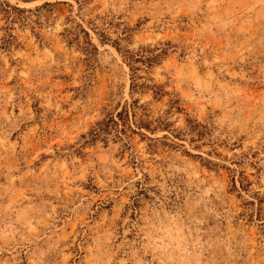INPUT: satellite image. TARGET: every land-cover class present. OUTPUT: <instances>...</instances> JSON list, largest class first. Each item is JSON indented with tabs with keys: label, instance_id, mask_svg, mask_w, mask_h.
Segmentation results:
<instances>
[{
	"label": "rangeland",
	"instance_id": "374dc122",
	"mask_svg": "<svg viewBox=\"0 0 264 264\" xmlns=\"http://www.w3.org/2000/svg\"><path fill=\"white\" fill-rule=\"evenodd\" d=\"M0 264H264V0H0Z\"/></svg>",
	"mask_w": 264,
	"mask_h": 264
},
{
	"label": "trees",
	"instance_id": "16d2710c",
	"mask_svg": "<svg viewBox=\"0 0 264 264\" xmlns=\"http://www.w3.org/2000/svg\"><path fill=\"white\" fill-rule=\"evenodd\" d=\"M6 11V10H4ZM85 35L88 36V34L86 32H84ZM90 45H92L91 42H89ZM132 71V78H131V90H137L138 88H142L144 86V84H138L137 82V77L134 74V70L131 69ZM137 101H135L133 104H136ZM133 109L131 108V106H128L127 108H123V110H121L118 114H117V120L113 117L108 118L106 121L103 122H99L96 124V127L94 130H92V132L90 133V136L92 139H97L99 138L101 135L104 134H108L109 131L112 128H118V130L116 131L118 133V135L124 133L126 131L125 128L129 127L130 130H132L131 128V119H130V110ZM133 116L135 118L136 114L135 112H133ZM122 126L123 129L120 130V127Z\"/></svg>",
	"mask_w": 264,
	"mask_h": 264
}]
</instances>
